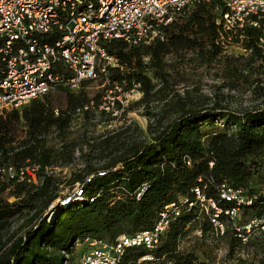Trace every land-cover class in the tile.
<instances>
[{"label": "trees", "instance_id": "obj_1", "mask_svg": "<svg viewBox=\"0 0 264 264\" xmlns=\"http://www.w3.org/2000/svg\"><path fill=\"white\" fill-rule=\"evenodd\" d=\"M224 11L221 0L200 1L176 14L164 27L163 40L139 45L121 39L106 43L108 52L120 62L109 67V88L118 85L128 90L135 82L143 93L124 107L116 100V108L125 114L133 103L144 106L145 114L153 118L148 138L131 125L90 133L86 125L98 109L104 121L115 118L100 108L103 94L91 96L86 90L93 79L84 80L77 90L60 86L0 116V264L75 261L76 244L84 238L115 242L122 234L152 228L165 205L182 197L194 205H182L181 214L171 221L160 243L151 249L128 247L118 264H208L210 248L203 247L204 243L181 248L193 223L199 224L204 235L214 230L205 211L207 203L202 205L193 192L198 185L223 210L221 220L227 218L225 210L237 206L221 196L222 184L242 189L253 199L239 207L238 224L264 216L261 30L246 27L238 33L243 35L246 53L228 55L217 42L218 20ZM185 64H194L195 69L224 68L222 85L213 97L194 94L189 88L177 90L187 84ZM221 87L249 93L250 104L231 108L227 101L233 95ZM153 103L162 105L157 111L148 110ZM219 121L223 127L217 125ZM52 137L59 140L58 145H49ZM77 152L83 165L65 181L60 179L62 171L56 168L73 165ZM10 167L15 169L14 178L8 172ZM22 167L33 168L36 181L21 179ZM64 182L70 190L79 184L82 200L66 206L57 203L48 216L49 205L70 193H61ZM142 187L146 189L138 197ZM10 197L15 200L9 201ZM27 213L35 220L33 226L4 240L12 221ZM223 237L229 257L244 250L264 264V243L252 237L243 243L233 226ZM148 254L154 259L140 261Z\"/></svg>", "mask_w": 264, "mask_h": 264}, {"label": "built area", "instance_id": "obj_2", "mask_svg": "<svg viewBox=\"0 0 264 264\" xmlns=\"http://www.w3.org/2000/svg\"><path fill=\"white\" fill-rule=\"evenodd\" d=\"M200 1L209 0H0V116L60 86L77 90L84 80L99 77L109 82V67L119 66L120 62L106 49L107 42L121 39L139 45L163 40L164 27L172 23L176 14ZM221 1L225 11L218 20L217 42L224 49L242 43L243 35L238 33L251 27L261 30L258 44L264 48V0ZM113 91L118 93L105 95L100 105L113 116L122 111L116 108V100L124 107L143 95L140 84L135 82L128 90L116 85ZM113 121L110 120L108 128H112ZM33 170L22 167L19 177L36 181ZM8 172L14 178L15 169L10 167ZM145 189H140L138 197ZM82 191L77 184L66 197L52 203L50 209L57 203L66 206L71 201L82 200ZM193 192L202 205L210 203L215 209L210 212L207 208V214L216 235L223 236L233 226L243 243L257 232L264 236V216L254 217L245 224L237 223L239 207L253 201L242 189L221 185V196L237 204L225 210L226 220H221L223 210L206 198L201 186H196ZM11 198L15 199L10 197L9 201ZM183 204L193 206L194 201L182 197L166 204L152 228L122 234L115 242L84 238L79 243L86 248L78 264H118L128 247L155 248L171 221L181 214ZM153 259L148 254L140 261ZM65 264L77 263L67 260Z\"/></svg>", "mask_w": 264, "mask_h": 264}, {"label": "rangeland", "instance_id": "obj_3", "mask_svg": "<svg viewBox=\"0 0 264 264\" xmlns=\"http://www.w3.org/2000/svg\"><path fill=\"white\" fill-rule=\"evenodd\" d=\"M226 53L230 56H238L243 55L246 53L245 49L243 48L241 43H235L233 45H230L227 49H225ZM189 72L187 73V84L188 86L180 85L177 86V90L180 92H183L184 88L193 90L194 94H202L206 95L208 97H213L214 92L218 91L219 85H222V73L224 68L221 67H215V68H202L199 67L197 69L194 68V64H185ZM106 80L104 77H99L97 79H93L92 82L87 85L86 90L89 92L91 96L101 93L104 96H114L115 92H111V88H109V82H105ZM113 89V88H112ZM222 91L226 94L233 95L232 97H229L227 103L228 105L236 109L241 106H247L250 104L251 98L249 93H243L241 90H228L227 88H222ZM242 89V87L240 88ZM118 93V92H117ZM136 101V100H133ZM134 104V103H133ZM131 104L132 108L128 109V111L124 114L123 111H119V113L115 116L112 122L113 126L112 128H108L107 125L109 124L110 120L104 121V118L101 117L99 114V109L95 112V114L92 117V120L87 126L90 133L92 134H99L106 129H113L119 125H131L132 130L137 131V133H143V138H148L150 136L149 134V124L153 122V118H150L148 115H146L147 109L144 108L142 105H136ZM161 103H153L150 106V111H157L161 107ZM153 109V110H152ZM217 125L219 127H223V122L219 121L217 122ZM209 129V128H208ZM59 140L52 137L49 141V145L56 146L58 145ZM79 152H77L76 156V162L71 166H64V167H57V171H62L59 174L60 179L69 178L72 174V171L78 167H81L83 165L82 160L79 158ZM67 178V179H68ZM67 181V180H66ZM66 182L61 184L62 187V194H67L71 188L65 184ZM15 199L11 198V202ZM57 202L54 201L53 203ZM210 203H207L205 206V211H207V208H209ZM51 205V204H50ZM50 205L46 212H48V216L51 213L50 211ZM35 223V220L31 218V214L27 213L23 216L16 217L13 221L11 226L4 232V240L6 238H9L10 236L14 235H22L24 232L31 228L33 224ZM193 226V227H192ZM191 226V231L188 236H186L182 243L181 248L184 250H188L191 248V246L195 245L198 241L199 244H205L203 247L208 246L210 251V256L207 259L208 264H258L256 260L251 259V255H247L244 250H240L237 253V256L235 258L229 257V254L227 253V239L223 236H218L214 233V231H209L205 235L202 232V229L200 228L199 224L193 223ZM253 239L257 240L259 243H264V236L261 235L259 232L255 233L252 236ZM201 244V245H202ZM86 248V246L83 243H77L75 247V263H79L80 255L82 251ZM237 257H242L243 259H247L248 262L241 263ZM204 258V257H202ZM253 261V263H251Z\"/></svg>", "mask_w": 264, "mask_h": 264}]
</instances>
